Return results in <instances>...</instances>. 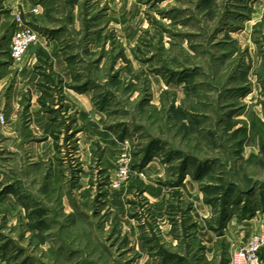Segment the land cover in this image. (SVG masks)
I'll return each mask as SVG.
<instances>
[{"label":"rangeland","instance_id":"obj_1","mask_svg":"<svg viewBox=\"0 0 264 264\" xmlns=\"http://www.w3.org/2000/svg\"><path fill=\"white\" fill-rule=\"evenodd\" d=\"M11 65L0 264H231L264 240V0H0Z\"/></svg>","mask_w":264,"mask_h":264},{"label":"built area","instance_id":"obj_2","mask_svg":"<svg viewBox=\"0 0 264 264\" xmlns=\"http://www.w3.org/2000/svg\"><path fill=\"white\" fill-rule=\"evenodd\" d=\"M40 33L31 26L20 25V28L13 34L10 42V58L22 70L26 55L30 47L39 41ZM6 124V117L0 114V125ZM127 168L120 169V174L127 177ZM264 244L260 236L250 239V241L238 248L231 257V264H263L259 252Z\"/></svg>","mask_w":264,"mask_h":264},{"label":"crops","instance_id":"obj_3","mask_svg":"<svg viewBox=\"0 0 264 264\" xmlns=\"http://www.w3.org/2000/svg\"><path fill=\"white\" fill-rule=\"evenodd\" d=\"M2 67V66H1ZM3 68V67H2ZM9 68V72H8V69ZM12 69H14V66L11 65V66H6L3 68L4 70V74L2 76H0V78L2 79V81L7 77V73H10L12 74V72H10ZM2 70V69H1ZM6 74V75H5ZM18 79V80H17ZM15 81L16 83H18V85H22V81H23V78L22 77H19L17 78ZM0 80V82H2ZM18 81V82H17ZM17 85V84H16ZM14 94L16 95V91H17V86H15L14 88ZM39 97V94L37 95V98ZM67 98L70 100V102H72V104L76 107H78V110L80 112L79 114V117L81 115V110L83 112H86L88 110V108L86 107L87 105V99H86V96L85 94L83 95V93H79V92H74V91H70V94L67 95ZM6 101V100H5ZM90 110V109H89Z\"/></svg>","mask_w":264,"mask_h":264}]
</instances>
